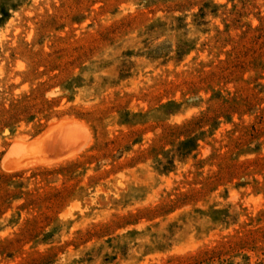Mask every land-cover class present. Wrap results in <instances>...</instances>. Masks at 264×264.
Segmentation results:
<instances>
[{"label": "rangeland", "instance_id": "obj_1", "mask_svg": "<svg viewBox=\"0 0 264 264\" xmlns=\"http://www.w3.org/2000/svg\"><path fill=\"white\" fill-rule=\"evenodd\" d=\"M0 264H264V0H0Z\"/></svg>", "mask_w": 264, "mask_h": 264}, {"label": "bare ground", "instance_id": "obj_2", "mask_svg": "<svg viewBox=\"0 0 264 264\" xmlns=\"http://www.w3.org/2000/svg\"><path fill=\"white\" fill-rule=\"evenodd\" d=\"M55 135H57V132H54V134H51L50 136L48 135V137L45 138L44 141L39 140V143H34L33 146L37 147V149L41 148L40 145H44L43 147H47L46 151L51 150L55 147L58 146V144H61V141L54 139ZM41 145V146H42ZM32 147V148H34ZM28 149V147H25V149ZM46 151H44L43 153H46ZM60 157H62L61 155H49V156H44V158H41V160H48V159H59ZM42 163H46V161H42Z\"/></svg>", "mask_w": 264, "mask_h": 264}]
</instances>
